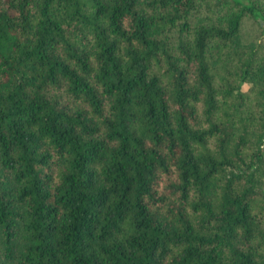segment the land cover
<instances>
[{
  "label": "trees",
  "instance_id": "obj_1",
  "mask_svg": "<svg viewBox=\"0 0 264 264\" xmlns=\"http://www.w3.org/2000/svg\"><path fill=\"white\" fill-rule=\"evenodd\" d=\"M0 264H264V0H0Z\"/></svg>",
  "mask_w": 264,
  "mask_h": 264
}]
</instances>
